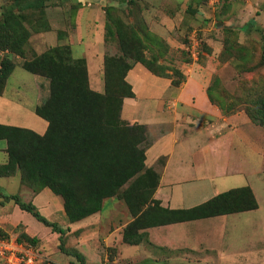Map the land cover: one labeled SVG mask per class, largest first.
I'll list each match as a JSON object with an SVG mask.
<instances>
[{"label":"crops","instance_id":"crops-1","mask_svg":"<svg viewBox=\"0 0 264 264\" xmlns=\"http://www.w3.org/2000/svg\"><path fill=\"white\" fill-rule=\"evenodd\" d=\"M126 1L49 0L46 12L50 29L33 33L26 49L34 45L39 54L42 51L38 49L42 47L44 51L59 44L69 45L75 58L85 59L91 89L102 92L104 57L117 52L116 44L105 42L104 10L106 6L118 7ZM134 1L135 4L130 6L129 22L141 28L145 26L150 34L167 44V52H160L163 54L160 63L171 66L177 63L169 59L167 53L183 48L176 38L192 25V18L205 16V1ZM2 4L0 1V7ZM126 12L129 13L128 10ZM17 62L21 67L20 58ZM178 69L184 77L178 86H173L170 78L154 75L139 62L133 63L125 75L133 96L123 99L120 116L129 125L145 127V165L159 175L153 198L169 209H189L230 189L249 187L258 204V208L249 213L261 211L264 207V129L252 123L244 111L225 114L218 104L210 101L207 89L214 69L209 61L191 66L183 62ZM31 76L29 86L26 83L19 85L16 94L19 99L8 97L10 108H16V111L14 116L8 117L11 121L5 118L6 112L0 111V116L6 121L0 124L23 128L19 121L30 120L39 126L37 133L43 134L47 123L37 121L33 116L35 107L47 98L48 82L42 77ZM27 86L34 95L33 101L21 103L26 97L24 89ZM6 88L7 84L0 98L7 94ZM7 105L5 101L0 102L2 109ZM0 141H3L0 143V165H4L8 160L7 144ZM21 186L28 190H25L28 200L25 202H32L39 211H44L48 220L68 227L67 234L74 231V226L88 225L94 220L89 216L70 224L65 218L61 199L49 189L34 193L22 184L19 172L0 176V188L6 194L14 195ZM115 200L111 198L106 202L115 204ZM26 213L13 201L0 198V238L21 226L19 232L40 239L32 230L35 223ZM231 215L148 228L147 241L144 242L158 241L157 252H177L179 258L173 264H191L186 256L194 254L199 242L209 244L216 238L223 240L228 216ZM262 225L264 220L251 223L252 227ZM47 231L51 233L49 228L44 232ZM258 232L251 228V234L246 238L253 244L244 251L243 264H264V233ZM148 252L150 256L152 250ZM0 264H4L1 258Z\"/></svg>","mask_w":264,"mask_h":264},{"label":"trees","instance_id":"trees-1","mask_svg":"<svg viewBox=\"0 0 264 264\" xmlns=\"http://www.w3.org/2000/svg\"><path fill=\"white\" fill-rule=\"evenodd\" d=\"M5 1L12 2L13 7L6 8L3 4L0 11V96L15 69L17 57L24 71L48 82V95L34 109V114L47 123L43 134L0 124V140L6 141L8 157L7 163L0 165V176L19 172L22 184L34 193L49 189L61 199L70 224L102 212L104 203L111 198L123 201L130 220L122 228V242L130 246L147 241L148 228L258 208L249 187L230 189L189 209H169L153 198L159 175L145 165V127L129 125L120 116L123 99L133 96L125 75L133 63L139 62L154 75L170 78L173 86H178L184 77L179 69L160 63L163 41L150 34L145 26L141 28L129 22L134 0L104 10L105 42L116 43L117 53L104 57L102 92L91 89L85 59L75 58L69 45L59 44L27 56L26 45L31 35L50 29L41 19L49 0ZM123 12L125 21L121 19ZM253 22L250 20L247 25ZM223 44V54L233 55L231 51H235L239 56L242 52L234 39L224 38ZM215 82L216 79L207 89L210 101L218 104L225 114L238 111L215 99L220 97L214 94ZM247 97L248 105L243 111L252 123L264 129V92L260 91L254 99L251 94ZM0 198L13 201L20 210L57 233L62 250L68 227L48 220L32 202L6 194L1 188ZM6 238L4 234L1 236ZM17 241L32 247L39 239L18 232ZM62 251L84 264V257L77 251Z\"/></svg>","mask_w":264,"mask_h":264},{"label":"rangeland","instance_id":"rangeland-1","mask_svg":"<svg viewBox=\"0 0 264 264\" xmlns=\"http://www.w3.org/2000/svg\"><path fill=\"white\" fill-rule=\"evenodd\" d=\"M0 1L6 8L9 6L13 7L12 2ZM223 2L215 10L208 9L206 4L205 16L200 19L192 18V25L188 26L187 31L177 36V42L183 45V48L171 50L167 53V56L169 59L177 61L172 66L169 65L175 69H178L180 63L183 62L191 66L199 62L209 61L214 69L211 82L216 79L214 90L216 87L217 89L214 94L220 96H216L215 99L224 101L229 108L243 111L244 107L248 105L247 94H251L252 99H254L260 91L264 92V59H262L264 0H225ZM121 8L124 10L126 6L123 5ZM48 16L47 11L41 18L43 19L42 21L48 22ZM122 17L121 19L125 21L124 12ZM250 20L254 22L248 26L247 23ZM217 23L221 24L217 26ZM192 31L197 32V39L200 42V53L196 62L191 59L187 51L188 37ZM155 38L157 39L158 37L155 36ZM224 38L234 39V41L239 43L242 47V52L239 56H236L237 52L235 51H231L233 55L223 54ZM162 43L164 46L160 47L163 50L166 47L164 52H167V44L164 41ZM29 44L32 45L33 42ZM38 51H43V47L39 48ZM32 53L37 54L34 45L30 46L28 50L26 49L27 56ZM147 56H149V53ZM240 57H244V61ZM18 58L15 59L17 67L7 82V94L0 98V102L5 101L8 104L3 109L0 108V111L6 112V119L14 116V111H16V108H10L8 97L12 96L13 99L14 97L19 99V95H16L19 85L26 83L29 86L32 79L31 74L25 72L18 65ZM28 86L24 89L27 94L25 98H21V103L25 100L33 101L34 95L29 91ZM33 117L37 118V121H41L37 116L34 115ZM8 120L11 121L10 118ZM2 122L6 121L0 116V123ZM19 122L23 128L38 132L39 126L37 123H33L34 121L24 119ZM25 190L27 189L21 186L13 194L20 196L23 201H28ZM114 203L113 201L105 202L102 212L91 215L94 220H91L90 224L84 226L79 224L73 227L74 231L72 233H66L63 236L64 244L61 245L62 250L77 251L84 257V264H164L165 262L166 264H173L177 261V258H179V256L177 257V252L170 250L169 252L166 250L157 252V249H159L157 246L159 245L158 241L143 242L138 246L124 244L122 242V226L130 217L123 201L115 200ZM112 204L113 206H111ZM40 212L43 216H46L44 211ZM26 214L36 225L35 228H32L35 235L40 236L39 242L32 247L45 259L46 264H81L76 257L67 255V252L61 250L57 233L44 232L47 227L37 222L30 214ZM228 217L229 220H227L225 226V237L223 240L216 238L209 244L199 242L194 254L186 256V259H189L191 264L244 263L242 257L244 251L250 245L252 247L253 244V242L248 243L246 241L248 235L251 234V228H256L259 234L264 233V225L251 226L253 220H264V207H262L261 211L254 214L244 212ZM20 228L21 226L14 231H8V235L5 236H8L9 239H16ZM149 250H152L153 256L152 253L149 256Z\"/></svg>","mask_w":264,"mask_h":264},{"label":"built area","instance_id":"built-area-1","mask_svg":"<svg viewBox=\"0 0 264 264\" xmlns=\"http://www.w3.org/2000/svg\"><path fill=\"white\" fill-rule=\"evenodd\" d=\"M224 0H206L207 6L217 9ZM187 51L191 59L196 62L200 53V42L197 32L192 31L188 37ZM0 258L4 264H44L42 258L33 247L20 243L16 239H0Z\"/></svg>","mask_w":264,"mask_h":264},{"label":"water","instance_id":"water-1","mask_svg":"<svg viewBox=\"0 0 264 264\" xmlns=\"http://www.w3.org/2000/svg\"><path fill=\"white\" fill-rule=\"evenodd\" d=\"M221 23H217V26H219Z\"/></svg>","mask_w":264,"mask_h":264}]
</instances>
